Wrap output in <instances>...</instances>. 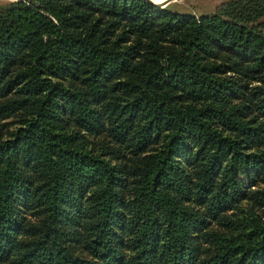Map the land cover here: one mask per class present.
Returning a JSON list of instances; mask_svg holds the SVG:
<instances>
[{
    "label": "trees",
    "instance_id": "obj_1",
    "mask_svg": "<svg viewBox=\"0 0 264 264\" xmlns=\"http://www.w3.org/2000/svg\"><path fill=\"white\" fill-rule=\"evenodd\" d=\"M263 27L0 2V264H264Z\"/></svg>",
    "mask_w": 264,
    "mask_h": 264
},
{
    "label": "rangeland",
    "instance_id": "obj_2",
    "mask_svg": "<svg viewBox=\"0 0 264 264\" xmlns=\"http://www.w3.org/2000/svg\"><path fill=\"white\" fill-rule=\"evenodd\" d=\"M11 1V0H0V2ZM155 1V0H154ZM161 1V0H158ZM223 0H172L167 3L164 7L171 11H176L179 13H191L194 15L206 14L213 11L215 6ZM264 32V27H263ZM5 122L8 124L10 119H6Z\"/></svg>",
    "mask_w": 264,
    "mask_h": 264
},
{
    "label": "water",
    "instance_id": "obj_3",
    "mask_svg": "<svg viewBox=\"0 0 264 264\" xmlns=\"http://www.w3.org/2000/svg\"><path fill=\"white\" fill-rule=\"evenodd\" d=\"M144 1L156 7H164L167 3H169L172 0H161V1L144 0Z\"/></svg>",
    "mask_w": 264,
    "mask_h": 264
},
{
    "label": "bare ground",
    "instance_id": "obj_4",
    "mask_svg": "<svg viewBox=\"0 0 264 264\" xmlns=\"http://www.w3.org/2000/svg\"><path fill=\"white\" fill-rule=\"evenodd\" d=\"M155 1H158V0H155Z\"/></svg>",
    "mask_w": 264,
    "mask_h": 264
}]
</instances>
